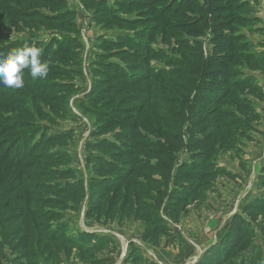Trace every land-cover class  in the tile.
Listing matches in <instances>:
<instances>
[{
	"label": "trees",
	"instance_id": "obj_1",
	"mask_svg": "<svg viewBox=\"0 0 264 264\" xmlns=\"http://www.w3.org/2000/svg\"><path fill=\"white\" fill-rule=\"evenodd\" d=\"M60 2L65 4L63 0H0V58L18 47L35 44L43 49L42 62L47 61L50 68L47 80L34 81L25 70L23 88L0 86V264H8V247L16 254L14 261L17 264H42V260L55 258L56 261L63 254L70 256L76 249L80 259L86 261L92 258L90 256L95 254L100 244L112 243L111 239L97 233L83 232L74 237L56 230L50 224L56 217L54 212L35 207L37 203L57 206L61 204L58 199L61 196H76L84 200L85 194L89 195L83 179L75 176L74 170H57L50 165L53 161L64 162L65 155L42 150L47 144L63 142L70 134H49L48 127L31 132L38 114L49 116L42 104L56 98L49 95L50 92L59 93L65 88L58 78L69 72L59 64L62 61L67 63L69 55L79 54L76 49H81V43L80 31L75 22L69 21L73 18L71 12L46 16L38 11L28 13L27 8L31 10L32 5L33 8L57 6ZM85 2L93 9L99 22L106 26L116 22L134 28L148 26V31L140 29L118 39H102L104 46L123 48L119 55L123 56L125 66L117 62L103 65L115 72L106 73L109 79L119 80L122 85L103 94L101 85L94 83L91 93L84 98H93L96 103L103 101L105 95L111 96L110 102L123 96L121 100L126 104L138 106L132 111L136 116V121L129 125L132 134L122 133L115 140L93 139L87 144L89 150H97L101 154L93 157L91 153V163L97 162L94 165L96 173L122 175H103L91 181V186L98 191L92 200L96 204L91 205L87 216H100L102 205L112 193L115 194L113 205H117L123 189L131 191L128 195L130 201L132 190L134 197L145 190L154 205L142 200L141 209L148 217L156 214L153 219L146 218L147 222L153 223L143 235V239L148 241L155 234L170 233L169 218H177L191 202L201 199L219 176H234L217 165L218 155L233 148L238 136L250 138V131L256 129L255 124L261 115L248 95L264 100L263 84L255 75L247 72L244 75L237 68L236 53L245 50L249 70L262 71L264 55L251 52L243 35L224 32L225 28H232L234 20L245 25L253 21L242 14L249 8L244 0H117L116 7L108 0ZM119 12H138L143 17L128 21ZM229 13L233 15L231 23L224 21ZM21 20L37 30L43 24H51L58 29L71 28L77 37L65 36L62 40L54 39L50 44L29 38L25 42L8 45L7 24L20 27ZM209 29L214 32V49L206 56L200 40L190 43L187 38L202 37ZM158 33L167 44L176 37L178 48L175 52L179 53L170 55L159 49L156 46ZM55 58L59 59L58 64L53 60ZM125 58H132V61ZM153 60H160L162 66L153 64ZM129 89L139 90L129 93ZM241 89L245 90V97ZM60 107L64 110L66 106ZM159 109L161 118L157 116ZM184 151H188L191 157L177 164L178 155ZM42 166L48 168L44 170ZM56 174L65 181L57 183ZM138 178L147 182H139ZM171 183L177 186L176 193L169 190ZM149 184L157 187L160 194L149 189ZM260 184L264 186V166ZM33 188L46 192L39 201H35ZM261 214H264V190L234 215L228 233L206 252L198 264H264L258 258L251 262V258L243 257V252L256 235L254 224L259 222ZM255 254L259 256L261 252ZM110 260L112 257L107 256L95 258L90 263L105 264ZM126 261L152 264L141 261L136 247L131 249Z\"/></svg>",
	"mask_w": 264,
	"mask_h": 264
},
{
	"label": "rangeland",
	"instance_id": "obj_2",
	"mask_svg": "<svg viewBox=\"0 0 264 264\" xmlns=\"http://www.w3.org/2000/svg\"><path fill=\"white\" fill-rule=\"evenodd\" d=\"M63 1H65V4L60 2L61 4L57 6L33 8L34 6L31 4V10L27 8L28 13L38 11L37 13L46 16L71 12L73 18L69 21L75 22L80 31L78 35L81 43V49H76L79 54L69 55L68 58L70 60L67 63L62 61V64H59L69 72L58 78L65 85V88L59 93L50 92L49 95H53L56 98L54 100L48 99L42 104L45 113H49V116L38 114V118L36 117L33 123L35 128L31 129V132L38 131L40 127H48L49 131L47 133L49 134L61 132L70 134L63 142L47 144L42 150L44 152L52 150L65 155L64 162L53 161L50 165L57 167V170H74V175L83 179L86 192L88 189L89 195L85 194L84 200L78 199L76 196H61L58 198L61 204L57 206H42L44 204L37 203L35 207L54 212L56 217L50 221V224L56 230L64 231V233L74 237H79L83 232L97 233L102 237L111 239L112 243L109 241L108 243L100 244V248L96 249L95 254L90 256L92 258L86 261H83L82 258L80 259L79 250L76 249L70 256L63 254L59 258L60 260L55 261V258L49 261L42 260V264H92L95 258L102 259L107 256L112 257V260L105 264H131L127 263L126 259L131 249L135 247L140 253L142 262L152 264H198L206 252L211 247L219 244L228 233L234 215L237 212H241L247 203L258 197L264 190V186L260 184L264 166V100L248 95L254 102L257 112L261 115L260 120L255 124L256 129L250 131V138L248 136H238L233 148L218 155L217 165L226 168L234 176H219L213 183V187L209 188L201 199L191 202L177 218H169L170 233L155 234L148 241L143 239L147 227L153 224L152 222H147L146 218L150 220L156 215L149 214L148 217L141 209L142 200L154 205V201L144 193L145 190L136 197H134L135 193L132 190L130 201L128 195L131 191L123 189L117 205H113L115 194L112 193L102 205L99 212L100 216L89 217L87 213L89 208L91 209V205L96 204L92 200L94 196H97L96 191H98V188L91 186V181L103 175L118 177L121 173H96L94 165L97 162L91 163V153L93 157L101 154H98L97 150H89L87 144L93 139L115 140L122 133L132 134V128L129 125L136 121V116L132 111L138 108V106L132 107L126 104V101L121 100L123 96L118 97L117 100H111V102L109 100L111 96L106 95L105 99L103 96V101L96 103L93 98H91L93 101L84 99L91 93L94 83L101 85L100 90L103 94L111 92L114 87H121L122 85L119 80L109 79L106 73H115L107 68V66H110L109 62H117L125 66L123 56L119 55L120 50L123 48L104 46L102 39H118L140 29L148 31V26L143 25L139 26V28H134L123 26L125 24L121 22L106 26L104 22H99L95 12L88 7L85 0ZM244 1L248 2L249 8L242 14H246L253 21L251 24L245 25V23L234 20L231 24L232 28H225L224 32L243 35L250 44L251 52L264 55V0ZM108 2L110 5L117 6V0H108ZM119 13H121L122 18L128 21L143 17L138 12ZM232 17L233 15L229 13L224 21L231 23ZM12 19L16 21L13 17ZM7 26L9 28L5 30V33L8 35V45L25 42L29 38H36L38 42L47 41V44H50L54 39L62 40L65 36L77 37L75 31H71V28L59 27L58 29V27H54L51 24H43L40 30L26 26L24 20H21L20 27L12 24H7ZM33 35L36 36L33 37ZM168 35L172 37V34ZM213 38L214 32L209 29L202 37H188L187 39L190 43L200 40L204 54L208 56L212 54L214 49ZM156 41V46L159 49L166 50L170 55L179 53L175 52V49L178 48L176 37H172V41L167 44L163 40L162 34L158 33ZM116 52L118 54L114 55ZM236 54L237 68L244 75L245 72L255 75L264 86V70H249L246 62L247 57L245 59V50H239ZM64 59H66V56H64ZM53 60H56V64L59 63L58 58ZM126 60L132 61V58ZM162 63L160 60H153L155 65L162 66ZM47 78L43 80H47ZM137 90L139 89H129L128 92L132 93ZM28 92L33 95L30 91ZM241 93L245 97V90L241 89ZM124 97H127V95ZM60 105L66 106V110H62ZM34 110L37 111V109ZM117 112L120 114H116ZM157 112L158 118H161L160 109ZM141 115L145 117L144 114ZM190 157V153L184 151L178 155L176 162L178 164L184 160L187 161ZM42 167L44 170L48 168L47 166ZM56 176L55 181L57 183L65 181L58 174ZM156 177L160 178V176ZM142 179L138 178L139 182H147ZM149 185V189L156 192V194L159 193L156 189L157 187L155 188L152 184ZM175 187L177 186L171 183L168 188L176 193ZM32 192L36 196L35 201H39V198L41 199L40 196H44L46 193L35 188L32 189ZM137 213L142 214L139 216ZM254 229L256 235L243 252V257L251 258V262L257 261L258 258L263 263L264 214L260 215V220L254 224ZM7 249L8 264H17L16 260L14 261L16 254L10 250L11 248L8 247ZM259 251L261 255L257 256L255 253H259ZM132 264L136 263L132 262Z\"/></svg>",
	"mask_w": 264,
	"mask_h": 264
},
{
	"label": "clouds",
	"instance_id": "obj_3",
	"mask_svg": "<svg viewBox=\"0 0 264 264\" xmlns=\"http://www.w3.org/2000/svg\"><path fill=\"white\" fill-rule=\"evenodd\" d=\"M43 49L32 46L18 47L6 57L0 58V86L20 89L25 85V70L32 80H43L49 75V64L42 62Z\"/></svg>",
	"mask_w": 264,
	"mask_h": 264
}]
</instances>
